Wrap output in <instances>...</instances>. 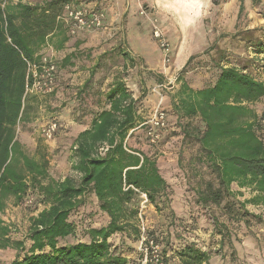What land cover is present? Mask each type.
I'll use <instances>...</instances> for the list:
<instances>
[{"label": "trees", "instance_id": "1", "mask_svg": "<svg viewBox=\"0 0 264 264\" xmlns=\"http://www.w3.org/2000/svg\"><path fill=\"white\" fill-rule=\"evenodd\" d=\"M69 3L76 4L68 0L37 3L0 0V212L10 197L20 201L30 185L46 204L30 218L28 247L24 246V240L10 239L9 227L0 218V248L15 249L9 264H121L124 258L112 250L115 247L112 238L123 236L121 243L128 239L135 244L142 233L137 207L132 204L134 196L145 194L147 201L156 207L160 196L167 198L169 183L161 172L156 153L150 154V149L163 144L169 136L176 138L173 143L178 145L179 159L186 146L191 145L195 148L192 159L198 164L197 170L204 173L208 169L206 178L198 177L196 187L187 196L203 215H207L204 207L218 206L230 195L233 184L253 191L242 201L244 205L264 208V109L258 112L254 106L264 97V82L233 65L219 64L225 54L219 51L215 57L212 45L200 56L190 55L177 74V90L159 104L165 113L161 127H152L148 123L150 116L145 118L140 114L139 100L119 76L110 83L104 100L96 99V106L92 105L98 107L104 103L103 106L96 110L86 107L89 106L86 95L96 86L95 72L102 67L100 60L107 52L98 55L89 77L76 90L79 116L83 117L82 121L77 120L84 129L73 135L70 147L76 156L71 168L79 174L78 181L68 176L54 179L48 175L45 162L22 150L20 138L33 127L24 112V100L30 94L27 89L33 83L32 71L36 76L42 74V48L52 45L59 49L73 36H78L73 45L84 46L82 33H71L68 24L61 23L64 30L59 27L63 6ZM63 31L66 37L60 36ZM54 38H57L55 42ZM125 44L119 41L115 48ZM256 45L260 44L255 42ZM83 51L79 50L76 56ZM72 55L74 52L66 54L61 61L54 60L51 91L44 94H55L61 73L73 72L69 60ZM204 55L215 61L217 76L210 84L192 83L190 75L185 77V74L195 64L199 65ZM32 66H35L33 70ZM182 119L188 122L181 123ZM60 130L59 124L57 133ZM152 133L158 135L154 141H151ZM104 144L107 149L100 154L99 147ZM87 196L95 200V209L84 205ZM171 215L168 246L177 239L170 235L174 228L179 232L187 226L196 227L192 219L185 223L173 210ZM210 217L216 225L218 218L214 213ZM146 230L145 236L157 241L158 237ZM80 234L86 237L67 241ZM179 254L184 264L208 261L205 252L189 243H184Z\"/></svg>", "mask_w": 264, "mask_h": 264}, {"label": "rangeland", "instance_id": "2", "mask_svg": "<svg viewBox=\"0 0 264 264\" xmlns=\"http://www.w3.org/2000/svg\"><path fill=\"white\" fill-rule=\"evenodd\" d=\"M20 1L37 3L41 0ZM68 1H74L76 4L69 3L74 7L101 11L104 15L101 28L84 30L80 35L84 38V51L78 55V62L83 60L84 65H88L83 67L88 74L98 55L107 52L100 60L102 67L97 68L95 72L96 79L98 78L96 86L94 89L90 88L86 95L89 105L87 108L96 110L103 106L104 103L98 107L92 105L96 106V99L104 100L109 84L119 76L124 80L129 92L135 93L136 99L139 100L140 114L151 118L161 100L169 99L179 86L176 76L185 63L179 67L177 60L180 59L183 49H186L184 55L192 49L193 54L200 56L212 45L215 57H218L219 51L225 54L219 64L233 65L264 82V0ZM153 22L160 27L168 41L169 61L164 62L159 42L153 36ZM61 23L66 22H58L60 29L64 30ZM77 37H71L70 47H76L73 42ZM119 41H125L126 44L117 49L115 46ZM255 42L260 45L254 46ZM257 49L262 52L257 53ZM41 52H46L45 47ZM199 61L201 63L195 64L185 77L190 75L192 83H212L218 73V67L214 66L215 61L211 60L209 55H204ZM86 79L87 77L84 81ZM40 95L46 94L27 95L24 100V112L29 117H38L39 121L30 133L22 134V150L30 157L45 162L48 175L54 179L68 176L78 181L79 174L71 168L76 160L74 150L70 147V140L75 132L67 129L66 133H56L51 140L42 136L41 128L49 121L46 117L49 112L44 110L43 105L38 107L42 102L44 104V98H39ZM254 106L258 112L262 111L264 97ZM186 122V119L181 120V123ZM173 141H176V138L169 136L163 144L152 146L150 149V154L156 153L161 172L169 183L167 198L160 196L156 200L157 207L149 203L142 193L134 196L132 201L137 207L141 229L151 231L154 238L158 237L156 242L161 248L165 264H184L179 254L184 243L205 252L208 255L206 264H264V208L250 203L244 205L242 202L248 199L253 191L239 189L233 184L230 195L218 206L204 207L207 215H203L190 204L187 196L191 188L196 187L198 177L206 178L208 169L204 173L197 170L198 164L192 159L195 148L191 145L186 146L179 159L178 145ZM239 192H242V195ZM94 201L92 196H87L84 205L88 204V209H95ZM45 205L32 185L20 201L15 202L13 197H10L6 207L0 212V218L9 227L10 239L24 240V246L28 247L30 218ZM172 210L183 217L185 223L192 219L191 223L194 222L196 227L192 229L187 226L181 231L178 230L179 232L174 228L170 235L176 236L177 239L168 246L166 239L167 231L171 229L169 223L172 220ZM211 213L218 218L216 225L215 220L210 217ZM85 237L80 234L78 237H69L67 241L82 240ZM122 237L112 238L115 246L112 250L117 256L124 258L121 264H139V242L134 244L125 239V242L121 243ZM14 254L13 248H0V264H9Z\"/></svg>", "mask_w": 264, "mask_h": 264}, {"label": "built area", "instance_id": "3", "mask_svg": "<svg viewBox=\"0 0 264 264\" xmlns=\"http://www.w3.org/2000/svg\"><path fill=\"white\" fill-rule=\"evenodd\" d=\"M64 15L61 18L68 24L71 33L75 31H84L89 29H98L102 26V21L104 15L101 11H89L85 8L72 6L70 4H65L63 6ZM153 36L158 40L159 45L162 50V56L164 62L169 61V44L168 41L165 39V36L160 29L153 22V29H152ZM35 66H32V70ZM55 70V62L50 57L47 56L42 57V74L41 76H36L35 71L33 83L30 87H28V91L36 90L40 93H47L51 91V85L53 83V71ZM160 104V103H159ZM165 120V113L159 108V105L153 111L151 118L149 119L148 123L152 127H161L164 125ZM264 121V120H262ZM59 124L57 120L48 121L46 124L43 125L41 128L42 136L46 140H51L54 138L55 134L58 131ZM158 137L157 134H151V141H154ZM107 149V145L104 144L99 147V153L103 154L104 151ZM139 250L141 257L139 264H165L161 248L159 244L154 239H149L144 236V228H142L141 237L139 240Z\"/></svg>", "mask_w": 264, "mask_h": 264}, {"label": "crops", "instance_id": "4", "mask_svg": "<svg viewBox=\"0 0 264 264\" xmlns=\"http://www.w3.org/2000/svg\"><path fill=\"white\" fill-rule=\"evenodd\" d=\"M77 33H81L80 31ZM64 31L60 36L66 37L64 35ZM67 35H70V33H66ZM68 37V36H67ZM71 37V36H70ZM60 37H58L59 39ZM57 38L53 39V42H55ZM70 42H65L63 46L59 49L52 45H46L45 46V53L44 55H48L51 58H55L58 61H61V59L66 55L71 52H74L75 55L70 56V61L72 64V69L73 72L70 73H61V80L59 76V81L56 83V92L55 94L51 95H40L39 98H44V104L43 102L38 105V107H45L44 110L46 109L48 114L46 115L47 120H57L61 126V132L66 131L67 129H71V131L78 133L82 129H84V125L81 123H78L77 119H83L79 116V110H78V103L79 100L77 99L76 96V90L78 86H81L84 82V79L88 76V72H85L83 60L82 62H78V57L76 56L79 50H83L84 46H79V47H70ZM181 51H179L180 53ZM183 52H186V49H183ZM181 52L180 54V59L177 60L179 67H181L189 58L191 54H193V50L190 49V51L187 53V55H184V53ZM182 57H184L182 59ZM90 70V69H89ZM63 71H66L65 69ZM34 74V73H33ZM124 81V80H123ZM110 85V84H109ZM128 90V89H127ZM129 91V90H128ZM29 95H37L40 92H37L36 90H30ZM44 94V93H42ZM134 98H136L135 93L132 94ZM58 107V108H56ZM106 108H108V105H106ZM49 116V117H48ZM79 117V118H78ZM30 120L32 121V126H35L36 123L39 121L38 117L32 118L30 117Z\"/></svg>", "mask_w": 264, "mask_h": 264}]
</instances>
